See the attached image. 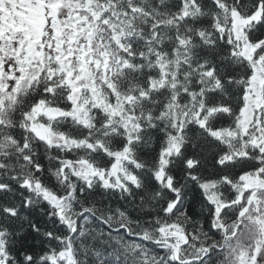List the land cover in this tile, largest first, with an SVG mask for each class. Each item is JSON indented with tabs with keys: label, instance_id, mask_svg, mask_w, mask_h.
Masks as SVG:
<instances>
[{
	"label": "snow or ice",
	"instance_id": "6c2138e0",
	"mask_svg": "<svg viewBox=\"0 0 264 264\" xmlns=\"http://www.w3.org/2000/svg\"><path fill=\"white\" fill-rule=\"evenodd\" d=\"M0 264H264V0H0Z\"/></svg>",
	"mask_w": 264,
	"mask_h": 264
}]
</instances>
